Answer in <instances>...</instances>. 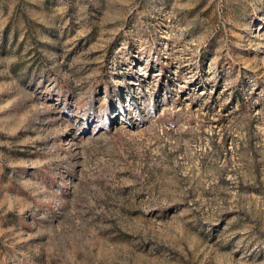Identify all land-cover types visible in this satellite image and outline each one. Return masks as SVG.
Returning a JSON list of instances; mask_svg holds the SVG:
<instances>
[{"label":"rangeland","instance_id":"374dc122","mask_svg":"<svg viewBox=\"0 0 264 264\" xmlns=\"http://www.w3.org/2000/svg\"><path fill=\"white\" fill-rule=\"evenodd\" d=\"M0 264H264V0H0Z\"/></svg>","mask_w":264,"mask_h":264}]
</instances>
